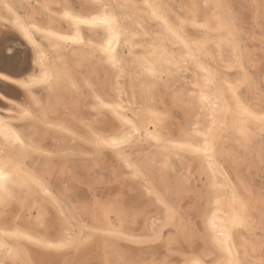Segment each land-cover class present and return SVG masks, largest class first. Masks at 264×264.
<instances>
[{"label": "rangeland", "instance_id": "1", "mask_svg": "<svg viewBox=\"0 0 264 264\" xmlns=\"http://www.w3.org/2000/svg\"><path fill=\"white\" fill-rule=\"evenodd\" d=\"M132 1V5L136 6L133 8L137 9L132 16L138 17L143 31V34L138 31L134 37L136 50H141L146 45L155 46L161 43L173 62L181 64L182 70L177 71L174 64V71L166 75L169 87L164 89L161 85H157L148 90L143 86L140 71L137 70L134 74L130 68H124L123 80L120 79L125 92L121 94L120 104L121 109H124L119 113L128 119H132L135 115L134 122L143 129L136 137L137 142L124 154L130 158L149 155L160 160L159 154H170L169 141L197 144L199 138L192 134L193 123L197 122L201 127L205 122L200 108L201 103L197 97L199 77L202 73L192 58L183 55L176 38L169 36L164 39L160 23L150 19L145 12L143 3L149 1L174 10L181 19L186 16L183 34L186 40L210 37L207 42L211 48L210 53L206 56L197 54L195 59H199L207 71H211L217 77L215 86L210 88L216 90L226 108L223 121L218 124V129L210 138H215L216 150L212 159L222 173L228 189H231L229 197L235 212L239 208L236 201H241L247 206L245 224L237 227H233L231 223L229 225L230 244L237 264H251L249 262L254 259L256 263L260 254L262 255L260 260H264V133H261L260 127L255 128L254 121L248 120L250 128L255 132V138L247 150L240 142L231 139L229 133V114L234 103L247 106L258 116L264 115V0H183V3L180 2L181 0ZM68 2L74 9H82L90 5L87 0H68ZM52 9L57 17L56 25L66 29V23L57 14L59 7L54 5ZM212 13L215 14L214 17H211ZM193 18L201 22L207 18L208 30L193 24L191 22ZM216 20L220 28L215 31ZM9 28L6 27L2 32H11ZM82 34L85 41L83 44L79 47L65 44L61 50L63 56H66L68 65L70 63L71 73L81 95L75 98L71 88L67 85L61 86L57 90V98L61 105L56 106L52 112L47 108L46 90L43 86L37 85L33 87L32 92L33 96L40 100L41 107L31 104L32 102L23 94L17 98L21 99L29 109L31 118H19L15 113L2 114L8 124L24 136L23 148L17 146L14 149L1 151V156L6 162L19 166L21 173L19 181L12 185L24 188L28 197L24 204L9 201L5 206L0 207V239L4 246L0 248V260H4L5 264H182V259L196 256L202 258L206 264H211L216 254L203 243L204 231L199 215L206 205L208 184L199 172L186 173L185 166L189 155L182 153L178 161L171 157V166L167 170L165 182L171 190L176 181L184 183L182 186L186 191L183 192L184 201H181V206L186 208L183 210L181 207V210L189 222L187 229L181 233L179 226L169 224L161 229L159 239L148 241L147 238L153 235L149 230L150 217L155 220V228H157L162 221V208L152 195L145 193L140 179L131 178L129 170L123 167L116 151L110 148L97 151L94 147L93 133L103 136L110 133L119 134L122 130L125 131L126 126L112 111L94 108L96 104L94 96L100 97L105 103L113 104L117 101L113 69L104 59L95 62L96 58H99L97 50L94 51L92 65L77 64L71 53L79 50L91 52L90 44L93 42L92 32L83 28ZM37 39L41 40L38 37ZM216 39L223 41L229 39L228 43L233 45L232 51L229 50L228 43L221 46L222 59L227 63L219 62L216 58L213 49V42ZM48 56L52 59L53 55L49 53ZM184 56L186 60L181 59ZM248 58L251 60L248 61ZM90 68L91 70L94 68L95 71L91 72ZM228 85H232V88H228ZM174 90L181 92L179 101L173 102L170 99ZM153 104H156V107ZM66 107L70 110L67 111ZM154 114L161 119L158 121ZM58 123L62 124L66 131L60 132L57 128ZM152 133L157 134L163 143L158 144L150 139L149 135ZM220 133L223 139L229 138L222 144V149L218 147L217 136ZM4 145L5 141L0 138V149H4ZM231 148L240 157L243 155L249 157L251 165L248 160L235 168L232 163ZM24 171L41 180L51 196L41 193L35 185L25 186L28 182L23 178ZM157 176H159L157 169L153 167L150 173L151 182L161 194H164L163 183L159 184L160 180ZM233 193L236 201L233 200ZM172 194L166 195L170 201H174ZM57 202L60 205L59 209ZM95 208L99 212L96 221L91 217V212ZM81 225L85 234L88 228L96 227L100 231L79 247L57 250L43 246L44 243L59 244L65 231L79 235ZM15 228L23 230L26 235L3 234L12 233ZM111 228L122 230L123 235L129 238L116 239L103 234ZM168 235L175 239L167 245L165 239ZM25 236L33 239H24ZM36 240L40 243L33 242ZM259 241L263 242L261 252H255L254 249H257ZM104 243L109 246L106 257L102 247Z\"/></svg>", "mask_w": 264, "mask_h": 264}, {"label": "bare ground", "instance_id": "2", "mask_svg": "<svg viewBox=\"0 0 264 264\" xmlns=\"http://www.w3.org/2000/svg\"><path fill=\"white\" fill-rule=\"evenodd\" d=\"M87 1H88V3H90V5L82 8V9H74L70 5L68 0H0V6H1V8H0V73H5V74L11 76L15 80H22V81L25 80L27 77L39 76L41 74L39 66L35 65L33 63V61L36 57L35 50L23 38L21 33L15 27H13L14 22H15L17 17H19L26 24L27 23H35L38 27L44 29L47 32L56 33L57 36L74 37V36H76L77 31H78L79 32V39H81L83 41V43L85 42L83 34H82V29L84 28L87 31L92 32V34H93L92 35L93 42L90 44L91 45V52H85L83 50L72 52L71 54L74 56V60L77 62V64L79 66L92 65V60L95 57L94 51L97 50L99 58H96L95 62H98L99 59H104L105 61L108 62L107 56L102 55L99 51V49L102 46H106L108 40L112 38L109 36V34L107 33L106 29L103 26H89L87 24H81L79 26V28L77 29V27L74 23H72L70 20L63 18V12L65 10L63 7L64 5L70 6V10H72L75 14H77L82 19H90L91 17L97 16L98 14H100V12L103 11L102 9H98L96 7L95 0H87ZM103 2L106 3L107 5H109L110 11L114 12L116 15L121 17V19L119 21L120 28H121L119 40H118V42L113 44V47L115 48L114 55H115V59L117 61L118 67H114L112 64L108 63L109 66L113 69V84H114V88L116 91L115 92L116 98H117L116 103H119V104L121 103V94L125 93L124 89H123V84L120 80L123 78V76L125 74V70H124L125 67L130 68L134 74L137 73V70L140 71L141 75L143 77L142 78L143 79V86H145L148 90L150 88L156 87L157 85H161L164 89H167L169 87V84L167 83L166 75L170 74L174 71V64L175 63L173 62L171 56L165 51V49L161 43L158 45H155V46L154 45H152V46L146 45V46H143L141 50H136V44L134 42V37L136 36L138 31L142 30L141 26H140V22L138 20V17L132 16L133 12H135V10H137V9H135L133 7H128V8H121L120 7V5H132L133 1L132 0H103ZM180 2L183 3V0H181ZM93 3H95V4H93ZM146 3L157 5L158 7H157L156 11L160 14H163L164 17L173 25H177L179 21H184V19L186 18V16H185L184 19H181L180 16L177 14V12H175L174 10H172L170 8H167L165 5L161 6V5L153 3V2L145 1L143 3L144 7H145ZM4 4H8L12 8L11 13H9L7 11V9L3 7ZM54 5H57L59 7V13H57V14H59L60 15L59 18L62 19L66 23V25H67L66 29L59 28L55 23L57 17L55 15V11L52 9V6H54ZM215 5H217V2ZM179 8H180V5H179ZM126 10H129V12H127ZM214 10L215 9H213V11ZM152 11H153V9L145 7V12L147 13V15L150 19H153L151 16ZM5 14L7 16H5ZM214 15L215 14L212 13L211 17H214ZM5 21H7V23H5ZM191 22L193 24H195L197 27L205 29V30L208 28V25H209L207 22V18L203 19L202 22L193 18L191 20ZM217 22L218 21L216 20V25H215L216 28L214 27L215 31L218 28H220L219 23L217 24ZM8 26L10 27L9 30H11V32H2ZM140 33L143 34V31H141ZM181 33H182V35H181ZM183 34H184V24L181 27V32L178 33V35H180V40H183L185 43H187L189 45V47L191 49V55H189V49L184 48L183 45L180 43V40H177V41L180 44V47L182 49L181 51H182L183 55H185L186 57L192 58L196 64V66L199 68V71H201V73H202L199 77L200 85H199V91H198L199 93H198L197 97L201 103L200 108H201V112L203 113V115L205 117V122H204V125L201 127L198 126L197 122H194L193 123V133H192V134H194L195 137L197 136L199 138V139H197L198 143L192 144L190 142L181 143V142H176V141H169L168 142L169 143L168 148L171 150L170 154H168V155H165L162 153L159 155L157 154L160 157V160H158L154 156H149V155H140L137 158H130V156H129L128 157L129 161L136 168H138L140 171L141 175L139 177L134 176L133 172L122 161L121 154L118 152H116V153H117V157L122 162L123 167L129 170V174H130L131 178L140 179V181L142 182V185L144 187L145 193L147 195H149V193L159 194L161 196V198L163 199L164 203H167L171 208H173L175 210V217L172 219H169V217L166 214L167 210L163 207V204L158 203L156 200V196L152 195L154 200L156 201V203H158L160 205V207L162 208V213H163L162 214V221L160 222L159 225H157V228H156L157 233H159V236L157 239H159L161 237L160 236L161 229L164 226H168L169 224L174 225V226L175 225L179 226V231L181 233H184L185 230L187 229V224L189 222L184 217V212L181 210V207H182L181 201L182 200L184 201V199H182L183 198V192L186 191L185 187L182 186L184 183L178 182V181H176V183H175V181H174L173 183H175V186L171 190L167 185H165V182H166V178H167V170L169 169V166H171V164H170L171 157H174L178 161L181 159L182 153L189 155V160L185 166L186 173L191 174V172H199V174L202 177H204V179L206 180V182L208 184L206 205H205V208L199 212V215L201 216V222L203 225V231H204L203 243H205L207 246H209L212 249V251L215 252V254H216V257L211 262V264H221V262H222V264H228L229 260L236 261L235 254H234L232 247H231V244H230V235H229V231H228V228L230 225L229 221L235 214V210H234L233 205H232L231 200H230L231 198L229 197L230 196L229 190H231V189H228V186L224 182L223 175L220 172V170L217 168L212 157L211 158H203L201 156L194 155L193 152L188 150L186 147H180L181 145H191L193 148H195V147L202 145L204 142V136L209 135L210 130H211V136H212L214 134V131L218 129V124L223 121L224 112L226 111V108L224 106V102L221 100L220 95L216 92V90L214 88H210L212 85H206L205 76L208 74L207 69L202 64V62H200L199 59H195V58H197V54L206 56L207 54L210 53L211 48L207 45V42L209 41L210 37L206 36V37L202 38L201 40L188 41V40H186L185 35H183ZM37 37L41 39L40 41L37 39V42L41 45V47L44 48L46 55H48L49 53H52L53 56H52L51 60L53 61V67L55 68L56 72L64 74V75H62L59 83H55L52 86L41 85L46 90V93L48 96L47 108L53 112V110H54V108H56V106L61 105L59 98H57V90L61 86L67 85L69 88H71V91L74 92L75 98L79 97L80 89H79V87L75 81L74 76L71 73V70L69 67L70 63L68 65V62L66 61V58H65L66 56L65 57L63 56L61 50L65 44L76 45L79 47L83 43H74L71 40H69V41L57 40L56 36L47 37V36H42V35L37 34ZM89 40H91V38ZM89 40H88V42H90ZM228 41H230V40L226 39L223 41V40L216 39L213 42L214 43L213 49L215 50L216 58L219 62L227 63L226 60L222 59V56H221L222 55V47L221 46H222V44L228 43ZM260 41L262 42V40H260ZM227 45L229 47V50L232 51L233 45L231 43H228ZM19 46H21V48H19ZM28 52H29V54H28ZM250 60L251 59L248 58V61H250ZM75 65H76V63H75ZM76 67L78 68V66H76ZM90 70H91V68H90ZM93 71H95L94 68H92L91 72H93ZM55 74H56L55 72L52 73L53 76H55ZM86 81H88V79ZM171 81H172V79H171ZM86 83L88 84V82H86ZM201 93H203L204 96L208 97V99L201 102V99H200ZM21 94H23L25 97H27V99L29 101H31L30 96H33L32 91H31V93H29L25 89L18 87L17 85H15L9 81L0 80V95H3L7 98L6 100H0V119L6 121L5 116L2 115L3 113L4 114L15 113L19 118H28V117L22 116L19 108L14 107L13 104L8 103V101H12L15 104L20 105L22 108H26L27 111H29V109L25 106V104H23L21 102L22 100L17 99V98H19V96ZM180 94H181L180 91L174 90L171 93L170 99L173 102L179 101L180 100ZM124 96H125V94H124ZM96 97L97 96H94L95 102H96V99H95ZM43 99L45 100V98H43ZM153 100H154V98H153ZM76 101H77V99H76ZM76 101H73V102H76ZM116 103L114 102L113 105H115ZM150 103H151V101H150ZM31 104H33V103H31ZM72 105H74V104H72ZM63 106H62V109H63ZM71 106H70V109L72 108ZM241 106L243 108L247 109L248 112H250L252 115L251 116L246 115L241 110ZM120 107H121V104H120ZM90 108H93V107H90ZM94 108H98L97 102L94 105ZM66 109H67V111L70 110L69 107H66ZM63 110H65V109H63ZM113 113L117 114L120 117L121 122H122V118L128 119L126 117H123V115H121L120 113H116V112H113ZM214 117H215V119H214ZM252 117H258V115L255 114V112L252 111L250 108H248L247 106L242 105L240 103H234V105L232 106V108L230 110V114H229L230 138L231 139L233 138L237 142H240L242 144V146L245 148V150L248 149L250 143L255 138V132H254L253 128H250V125L248 124V120H252L255 122V124H254L256 126L255 128L260 127L259 126L260 122L258 120L253 119ZM92 121H93V119H92ZM78 122H79V120H78ZM83 122H85V121H83ZM45 125H47V124H45ZM49 126H50V124H49ZM82 126H84V125H82ZM57 128L60 130V132L61 131L63 132L64 130L66 131V129L63 127L62 124L58 123ZM9 129L15 131L17 134H19L21 136V139L24 140V136L18 130H16L14 127H12L8 123H6L4 125H0V138H2L5 141V137L10 136V134H11L9 132ZM44 130H46V129H44ZM128 130L129 129H127V128L125 129V131H128ZM123 132H124V130H122L119 134H123ZM66 133L64 132V134H66ZM70 134L71 133H69V135ZM94 134L105 137V138L113 137V136L117 135V134L110 133V134H107L106 136H103L100 134L93 133V144H94ZM71 135H74V134H71ZM211 136H210V138H211ZM217 137H218L217 139H218V144H219L218 147H219V149H222V147H223L222 144L224 142H226L227 140H229V138L223 139L222 138L223 135L221 133L218 134ZM141 142H142V139H141ZM0 150H2V149H0ZM230 153H232V163H233L235 168H237L239 166V164L242 162L245 164L246 162H244V161H248V160H249V165H251L252 162L250 161L251 159L249 157H246L244 155L240 157L236 153V151L233 150L232 148L230 149ZM47 159L50 161L49 157ZM0 161L6 162L4 157L1 156V151H0ZM225 163H226V160H225ZM153 167H156L157 172L159 174V176H157V177H159V180H160L159 184H160V182L163 183L164 194H161L157 190V188L154 186V184L151 182L150 173H151V170ZM234 171H236V169ZM69 174H70V172H69ZM154 174H155V172H154ZM28 176H32V175L27 173L26 171H24V177L23 178L27 182H28ZM71 177H72V174H71ZM62 189H63V187H62ZM38 190L44 194V192H42L39 188H38ZM9 192H10L11 198L8 199L5 204H0V207L5 206L9 201L18 202V203H22V204H24L26 202V198L28 197V194L25 192L24 188H18L16 186H13L12 184H10L9 185ZM171 193H173L172 195L174 197V201H170L167 199L168 196L166 197V195H169ZM62 195H63V193H62ZM38 197H40V196H38ZM251 197H249V198H251ZM249 198H247V199H249ZM185 208L182 207L183 210ZM1 212H2V210H1ZM98 216H99L98 210L96 208L93 209L91 212L92 220L96 221ZM163 222H166V223L164 224ZM213 222L216 225L215 231L213 230V227H212ZM155 225H156L155 220L152 219V217H150L149 230L151 231L152 234H153V228ZM221 228H227V232L224 236H220V229ZM107 231H109V230H107ZM3 232H5V231H3ZM12 233H15L16 235H26V233H24L23 230L18 229V228H15ZM68 236H69V232L65 231L64 235L62 236V239L60 240V243L67 240ZM217 236H219V239L222 242L223 247H221L220 244L216 243L215 237H217ZM31 239H33V238L31 237ZM174 239L175 238L168 235L165 239V244H167V245L170 244L172 241H174ZM261 243H263V242L259 241L257 249H254V248H252V249H254L255 252H261L260 251ZM2 244L3 243L1 242V239H0V245H2ZM102 247H103L104 256L106 257V255L108 254L109 246L107 243H104V246H102ZM227 249L231 250V253H232L231 256L228 255ZM3 251H5V250H3ZM261 257H262V255L260 254V258L256 261V263H254L255 259H254V261H251L249 263L259 264V261H261L260 260ZM182 260H183L182 264H197V262H198V264H206L202 258H199L196 256H188ZM154 263H157V262H154Z\"/></svg>", "mask_w": 264, "mask_h": 264}, {"label": "snow or ice", "instance_id": "3", "mask_svg": "<svg viewBox=\"0 0 264 264\" xmlns=\"http://www.w3.org/2000/svg\"><path fill=\"white\" fill-rule=\"evenodd\" d=\"M96 7L98 9H102L103 11L100 12L97 16L91 17L90 19H82L77 14H75L72 10H70V6L64 5V12H63V18L70 20L72 23H74L77 27L81 24H87L89 26H103L107 33L109 34L111 39L108 40L106 46H102L99 51L102 55L107 56L108 63L112 64L114 67H118L117 61L115 59V48L113 47V44L118 42L119 36L121 33L120 28V19L118 15H116L114 12L109 10V5L103 2V0H95ZM4 8L7 9L9 13L12 12V8L8 4L3 5ZM121 8H128V7H136L135 5H120ZM145 7L153 9L151 16L153 19H155L157 22H159L162 26L163 32L162 36L166 40L169 36L175 37L177 40H180V35L178 33L181 32V27L185 23L184 21H179L177 25L171 24L163 14H160L156 11L157 5L155 4H149L146 3ZM218 7H222L221 5H218ZM7 23V21H5ZM195 26V25H194ZM13 27H15L23 36V38L33 47V49L36 52V57L33 61L35 65L39 66L40 69V75L39 76H30L27 77L25 80H15L11 76L0 73V80H6L9 81L18 87H21L25 89L27 92L31 93L32 89L36 85H45V86H52L55 83H59L60 79L62 77V73L56 72L55 68L53 67V61L51 60L50 56L46 55L45 50L41 45L37 42V34L42 36H56L57 40H63V41H69L71 40L74 43H83L81 39H79V32L77 31L76 36L74 37H67V36H57L56 33L53 32H47L44 29L38 27L35 23H25L22 21L19 17L16 18ZM182 35V33H181ZM180 43L183 45L184 48L189 49V55H191V49L187 43H185L183 40H180ZM181 59L186 60V57H181ZM175 68L177 71L182 70V66L180 63L175 64ZM55 72V76L52 75V73ZM217 77L214 73L211 71L208 72V74L205 76V82L206 85H212L215 86ZM228 88H232V85H228ZM7 98L3 95H0V100H6ZM97 107L98 110H108L113 111L116 113H119L123 109H121L120 104L116 103L115 105L111 103H105L104 100H102L100 97H96ZM201 102L208 99V97L204 96L203 93L200 94ZM30 100L32 103L36 104L37 107H41L38 99L34 96H30ZM8 103L13 104L14 107H17L20 109V112L23 117H29L31 118V113L27 111L26 108H22L20 105L15 104L12 101H8ZM241 110L248 116H251L252 114L248 112L247 109L243 108L241 106ZM155 118L159 121L161 118L154 114ZM255 120H258L260 122V131L261 133H264V115L258 116V117H252ZM215 119V117H214ZM136 120V116L133 115L132 119H123L122 123L126 126L128 131H124L123 134H117L113 137H102L99 135L94 134V147L97 149V151H101L105 148H110L118 153L121 154L122 161L127 165V167L133 172L134 176L139 177L140 171L138 168H136L128 159V157L124 154L128 148H130L134 143L137 142L136 137L141 134L143 131L142 128L138 127L137 123L134 122ZM8 123L7 121H4L0 119V125H4ZM9 132L11 133L10 136L5 137V145L4 149L0 151H6L8 149H14L17 146L23 148L24 147V140L21 139V136L17 134L15 131L9 129ZM211 136V130L209 132V135L204 136V142L202 145L193 148L191 145H181L180 147H186L188 150L192 151L194 155L201 156L203 158H211L214 155L215 151V138L210 139ZM149 138L152 140H155L158 144L163 143V141L159 138V136L155 133H152L149 135ZM20 170L18 165H13L12 162H3L0 161V204H5L8 199L11 198L10 192H9V185L10 184H16L19 181L20 178ZM29 185H35L37 188H39L42 192H44L45 195L51 196V193L48 192L47 188L45 187L44 183L37 179L35 176H28V184ZM149 195H155L156 200L158 203L163 204V207L167 210L166 214L169 217V219H172L175 217V210L171 208L167 203H164L161 196L157 193H149ZM233 200L236 201L235 193H233ZM239 204L238 210L235 212L234 216L230 219V223L233 227L237 226H243L245 224V217L247 213V206L241 202L236 201ZM58 209L60 208V205L57 202ZM61 215H63V212L61 211ZM213 230H216V225L213 222ZM100 231V229L93 227L87 229V234L84 232L83 225H81V233L79 235H72L71 233L68 236V239L63 241L59 244H48L44 243V247L53 248V249H62L66 247H79L81 245L86 244L92 237V235L97 234ZM227 232V228H221L220 229V236H224ZM4 235H16L15 233H3ZM104 235L116 239H127L129 237H125L123 235L122 230L111 228V230L104 232ZM159 236V233H157L156 228L154 226L153 228V235L148 237V241H153L157 239ZM24 239L31 240V237L25 236ZM216 243L220 244L221 247H223L222 242L219 239V236L215 237ZM34 243H40V241H33ZM3 245H0V248H3ZM228 255L231 256V250L227 249ZM0 264H5L4 260H0ZM198 264V262H197ZM222 264V262H221ZM228 264H237L234 260H229ZM259 264H264V260H261Z\"/></svg>", "mask_w": 264, "mask_h": 264}]
</instances>
